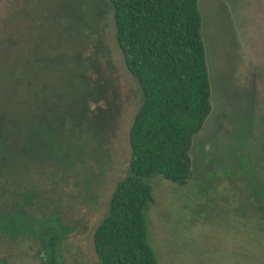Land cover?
I'll list each match as a JSON object with an SVG mask.
<instances>
[{
    "label": "rangeland",
    "instance_id": "rangeland-1",
    "mask_svg": "<svg viewBox=\"0 0 264 264\" xmlns=\"http://www.w3.org/2000/svg\"><path fill=\"white\" fill-rule=\"evenodd\" d=\"M198 10L211 111L193 138L188 182L145 180L148 241L157 264H264V231L252 243L232 212L220 220L227 209L263 203L264 0H198ZM43 37L72 56L82 52L89 76L104 87L89 107L95 139L86 163L66 182L54 177L38 204L44 217L55 215L62 264H96L93 232L129 173L128 134L142 93L125 67L107 0H0V115L10 108V84L1 75L18 46L43 44ZM41 250L39 240L24 239L8 250V262L42 264Z\"/></svg>",
    "mask_w": 264,
    "mask_h": 264
},
{
    "label": "trees",
    "instance_id": "trees-1",
    "mask_svg": "<svg viewBox=\"0 0 264 264\" xmlns=\"http://www.w3.org/2000/svg\"><path fill=\"white\" fill-rule=\"evenodd\" d=\"M107 1L116 43L142 102L128 134L129 173L116 184L93 232V249L96 264H157L147 236L151 189L145 180L188 182L193 138L211 111L198 0ZM25 46L17 47L1 75L10 84V108L0 115V264H10L8 250L27 238L40 241L42 264H62L55 215L44 217L38 204H45L44 188L54 177L66 182L86 163V148L95 139L89 107L102 100L104 87L89 76L82 52L72 56L47 40ZM262 197V204L223 211L220 220L227 222L232 212L241 220L239 229L258 243Z\"/></svg>",
    "mask_w": 264,
    "mask_h": 264
}]
</instances>
